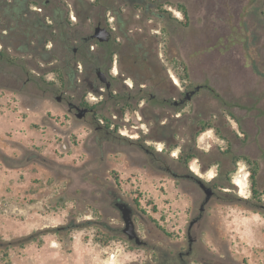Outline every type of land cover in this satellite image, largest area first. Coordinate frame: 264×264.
Returning a JSON list of instances; mask_svg holds the SVG:
<instances>
[{
    "label": "rangeland",
    "instance_id": "374dc122",
    "mask_svg": "<svg viewBox=\"0 0 264 264\" xmlns=\"http://www.w3.org/2000/svg\"><path fill=\"white\" fill-rule=\"evenodd\" d=\"M43 1L0 0V264H154L187 250L196 217L188 264H264V0H98L74 27L73 0ZM55 6L70 47L111 32L78 50L76 78ZM89 52L112 58L109 91L79 73Z\"/></svg>",
    "mask_w": 264,
    "mask_h": 264
},
{
    "label": "flooded vegetation",
    "instance_id": "af4514ba",
    "mask_svg": "<svg viewBox=\"0 0 264 264\" xmlns=\"http://www.w3.org/2000/svg\"><path fill=\"white\" fill-rule=\"evenodd\" d=\"M16 11H17L16 9H13V12H16ZM96 26H100V27L105 28L107 30V32L109 33L108 41L100 43L96 39H92L91 38L92 34H90L87 37H82V36L78 37V40H79L78 45L79 46H77V48L70 47V50H68L66 47L67 46L66 43H64L63 47H62V53H63L65 65L61 68V73H62V74H60L61 77L64 78V76H67V75L70 78H74V77L76 78L77 77L76 73L73 72L71 66L69 67V64L72 61V59L75 57V55L77 54L78 50L83 49L85 43H87L89 41H96L97 44L100 45V44H108L110 42L111 32L106 27V25L102 26V22H98L96 24ZM65 42H66V40H65ZM89 54H91V55L93 54V56H91L93 58V60L91 62L95 63L96 65L91 63L89 66H84L83 71L80 70L79 73L81 74V76L83 77L84 80L91 78L90 86H91V88H93L94 92L109 91L111 89V86H112V81L114 80V77L112 76V68H113L112 58L110 56H107L108 57L107 61H105V58H104L105 53L104 52H92V53L89 52V53H87V56ZM67 66L69 67L68 68L69 72L66 71ZM74 66L77 67V62H74ZM97 71H100L104 74L106 80L110 83L109 88H106L105 84L99 80V77L97 75ZM102 87L104 88L103 90H102ZM185 95H186V93L184 94V96ZM67 106H68L69 111H75L76 114L81 109H87L88 112L90 110L89 108L85 107L83 105V103L73 104V103L69 102L67 104ZM120 202H123V201H121L120 199H115L114 207H115L116 203H120ZM123 203H125V202H123ZM130 210H131V216H132V220H133V215H134L133 210L131 208H130ZM119 214H120V212H119ZM199 219H200V217H196L189 223L187 233H186L187 239H188L187 250L184 253H182V252L178 253L177 257L173 255L172 258L166 259L165 261L159 260L158 257H156L154 264H188L189 263V257L191 255V251H192V245L196 242V238L191 236V229L193 228V226L198 224ZM121 232H122V229H121ZM145 245H146V242L143 241L142 246H145ZM202 263L205 264V262H203V261H202Z\"/></svg>",
    "mask_w": 264,
    "mask_h": 264
},
{
    "label": "trees",
    "instance_id": "16d2710c",
    "mask_svg": "<svg viewBox=\"0 0 264 264\" xmlns=\"http://www.w3.org/2000/svg\"><path fill=\"white\" fill-rule=\"evenodd\" d=\"M57 1V0H56ZM98 0H95L94 3L92 4H87L86 6V1L85 0H73V4L75 6V11H76V23L73 25L74 26H78L82 23H84V20L88 19V12L89 10L94 7V5H97ZM58 2V1H57ZM51 6V2L49 0H44L42 3V7L48 8V6ZM90 7V8H89ZM51 9V15H50V21L51 23H49L47 25V27L49 28L50 31H55L56 29L61 31H65V34L63 36V38L61 39L62 41L66 40V47L68 50H70V39H69V30L71 29L70 27H72V24L69 20V13L68 10L63 8V6L61 8L58 7H53L50 8ZM178 11H180L182 13V16L184 17V19L187 18L186 16V11L182 6H179ZM38 24H40L39 20H37ZM98 23V22H97ZM103 43V42H102ZM103 45H107V44H103ZM84 106H87V104H83ZM211 127L209 125L203 126L202 127V131H205L207 129H210ZM243 161H248L246 158H241ZM250 162V161H248ZM254 177H255V169L252 170L251 176H250V180H251V184H252V193L253 195H255L257 192L254 189Z\"/></svg>",
    "mask_w": 264,
    "mask_h": 264
},
{
    "label": "water",
    "instance_id": "95a60500",
    "mask_svg": "<svg viewBox=\"0 0 264 264\" xmlns=\"http://www.w3.org/2000/svg\"><path fill=\"white\" fill-rule=\"evenodd\" d=\"M92 39H96L98 42H107L109 39V33L105 28H102L100 26H96L93 29V33L91 35ZM97 75L99 77V80L105 84L106 88H109L110 83L106 80L104 74L100 71H97ZM200 87H195L193 91L186 93L185 99L189 100L191 96L194 94V92L198 91ZM56 101L59 102L60 98H56ZM88 112L87 109H81L78 111L76 114L77 119H81L85 116V114ZM172 177H175V174H172ZM200 189L204 193V203H207L212 196V191L203 185L201 182L198 183ZM115 207L117 210L120 212L121 220L123 222V228H122V233L126 236L128 241L133 242L136 246H142L143 245V240L140 239V237L137 235V232L135 230L134 222L132 220L131 216V210L127 206L126 203L120 202L116 203Z\"/></svg>",
    "mask_w": 264,
    "mask_h": 264
}]
</instances>
